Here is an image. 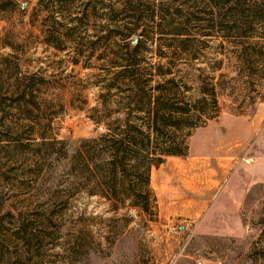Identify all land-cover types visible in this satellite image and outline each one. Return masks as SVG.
<instances>
[{"label": "rangeland", "instance_id": "rangeland-1", "mask_svg": "<svg viewBox=\"0 0 264 264\" xmlns=\"http://www.w3.org/2000/svg\"><path fill=\"white\" fill-rule=\"evenodd\" d=\"M64 1L74 17H83L90 8L97 15L105 14L107 4L122 0ZM146 1L162 3L164 14L171 15L168 19L175 17L177 26H169L166 33L186 29L191 35L187 42L169 34L154 35L155 42L144 39L143 64L170 63L172 77L182 79L192 94H197L200 75L212 78L210 82L220 89L218 117L192 133L188 156L168 158L151 170L154 219L149 221L136 208L116 209L80 185L69 186L66 179L54 198L38 208L39 202L29 204L26 194L12 187L14 178L6 179L13 176L9 169L19 163L6 161L1 154L0 216L4 206L15 216L33 206L54 213L55 226L48 232L36 223V234L46 235L36 264H264V78L237 77L242 66L234 47L214 37L202 40L193 35L200 25L192 19L185 23L187 13L177 11L183 0ZM55 6L56 0H0L4 9L0 10V59L9 58L10 71L17 65L22 74L44 80L42 105L53 117L57 139L95 138L101 133L98 127L105 129V124L122 116L121 111L114 112L119 97L113 88L115 77L107 72L121 53L119 38L102 42L106 32H94L99 24L88 29L80 24L73 41L64 51H56L45 41ZM141 27L148 35L155 30L152 24ZM88 37L96 42L97 51L87 64L79 58L74 65L77 51L87 53ZM176 47L180 50L174 51ZM108 111H113L108 120H94ZM67 171L68 162H61L55 175ZM7 227L6 220H0L1 232Z\"/></svg>", "mask_w": 264, "mask_h": 264}, {"label": "trees", "instance_id": "trees-1", "mask_svg": "<svg viewBox=\"0 0 264 264\" xmlns=\"http://www.w3.org/2000/svg\"><path fill=\"white\" fill-rule=\"evenodd\" d=\"M118 4L121 8L116 11ZM161 5L122 0L107 4L105 14L97 15L90 8L83 17H74L66 1L56 0L54 14L49 17L51 31L45 39L56 51H64L66 43L73 41L80 24L87 29L99 24L94 32H106L102 42L111 36L119 38L116 43L121 53L113 58L107 72L115 77L113 88L119 97L113 111H121L122 116L105 124L104 132L95 138L75 142L57 139L53 117L42 105L40 86L45 85L44 80L36 74H22L17 65L10 71L9 58L0 59V154L6 161L19 163L9 169L13 176L6 179L14 178L12 187L26 194L29 204L39 202L38 208H44L66 179L69 186L80 185L89 195H100L116 209L136 208L149 221L154 219L155 214L150 212L156 203L149 185L151 170L168 158L188 156L192 133L218 117L220 90L217 83L210 82L212 78L200 75L197 94H192L182 79L172 77L174 66L170 63L143 64L140 55L144 39L153 42L154 35L161 38L169 34L181 37V42L190 40L186 29L166 33V28L177 24L173 23L175 17L168 19L171 15L164 14ZM180 6L177 11L187 13L185 23L192 19L200 25L199 33L193 35L202 40L214 37L235 48V58L242 66L237 77L264 78V0H183ZM142 24H152L155 30L148 35ZM134 37L138 40L132 48ZM90 39L87 53L77 51L72 59L74 65L79 58L87 64L97 51L93 46L96 42ZM113 111L94 120L106 121ZM65 161L67 173L55 175V169ZM6 175H2L4 179ZM34 206L16 216L3 207L0 220H6L9 227L0 230V264H36L35 260H41V243L46 235L36 234V223L48 232L55 226V215Z\"/></svg>", "mask_w": 264, "mask_h": 264}, {"label": "built area", "instance_id": "built-area-1", "mask_svg": "<svg viewBox=\"0 0 264 264\" xmlns=\"http://www.w3.org/2000/svg\"><path fill=\"white\" fill-rule=\"evenodd\" d=\"M98 130H99V132H101V133L104 132V131H103L104 129H103L102 126L98 127ZM250 162H251V160H250V159H247V160L245 161V164L248 165V164H250ZM198 264H201V263H198Z\"/></svg>", "mask_w": 264, "mask_h": 264}, {"label": "water", "instance_id": "water-1", "mask_svg": "<svg viewBox=\"0 0 264 264\" xmlns=\"http://www.w3.org/2000/svg\"><path fill=\"white\" fill-rule=\"evenodd\" d=\"M137 40H138L137 37H134V38L132 39V41H131V43H130V46H131L132 48L136 45Z\"/></svg>", "mask_w": 264, "mask_h": 264}]
</instances>
